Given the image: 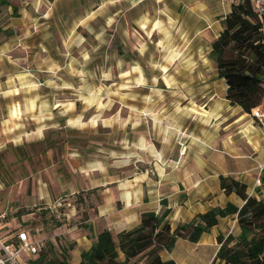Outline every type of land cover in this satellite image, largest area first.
<instances>
[{
	"label": "rangeland",
	"instance_id": "374dc122",
	"mask_svg": "<svg viewBox=\"0 0 264 264\" xmlns=\"http://www.w3.org/2000/svg\"><path fill=\"white\" fill-rule=\"evenodd\" d=\"M201 6L203 12H212L213 19L218 18L221 26L225 13L219 0H201ZM220 30L214 31L219 33ZM116 32L111 24L100 38L96 30L89 33L82 67L75 65L73 70H68L67 77L58 74L62 81L66 79V92L71 97L64 108L74 112V116L68 118V125H65V117L55 116L52 120L57 124L48 129L40 141H29L21 147L0 152L2 231L26 230L29 240H39V244L53 241L67 250L68 264H79L81 251L90 243L87 241L91 232L89 226L97 227L91 216H96V206L103 195L99 188L86 186V181L108 187L115 179L127 181L138 177L144 178V182H160L164 178L169 181L166 194L175 191L179 194L175 202L178 205L184 194L178 170L189 169L182 165L183 156L206 159L190 167L197 168L196 172L202 169L207 178L224 172L245 182L251 180L255 172L251 169L254 164L247 157L257 155L247 143L254 141L253 134L243 135L237 131L249 120L246 112L236 106L221 107L222 111L229 110L227 120L230 115L233 118L242 115L240 126L235 124L230 128L228 125L225 129L220 124L224 118H213L206 123L192 111L203 112L199 105L207 103L208 100H204L210 95L215 94L219 100L223 96L224 81L165 85L159 77L162 75L159 50L153 48L149 54H140L129 44L132 39L128 27H118ZM138 38L143 44V38ZM205 42L210 44L209 39H203ZM206 47L203 45V51ZM56 89L65 92L60 84ZM180 107L192 112V118L201 126L185 122V115L179 116ZM215 122L214 127H208ZM229 138L231 149L221 145L222 139ZM198 141L205 146L201 148ZM208 148L213 154L210 155ZM227 153L233 156L231 163L226 160ZM213 167L216 172L211 170ZM65 180L75 185L71 194L65 191L55 196L47 194L46 188L53 192L56 184ZM248 186L251 192V184ZM253 193L264 196L261 188ZM57 222L59 226L55 225ZM178 223L181 222L172 219L173 227ZM222 227L224 231L220 235L223 237L238 233L234 219ZM205 244L208 245L178 238L172 251H163L161 256L172 258L177 264H211L219 244L216 238ZM137 262L142 264L144 256ZM212 264L223 263L214 260Z\"/></svg>",
	"mask_w": 264,
	"mask_h": 264
},
{
	"label": "crops",
	"instance_id": "0c3cea01",
	"mask_svg": "<svg viewBox=\"0 0 264 264\" xmlns=\"http://www.w3.org/2000/svg\"><path fill=\"white\" fill-rule=\"evenodd\" d=\"M219 2L223 13H227L229 5ZM211 13L203 12L201 0H0V152L5 148L21 147L29 141H40L47 130L57 124L52 120L55 116L65 117V125H68V118L73 117L74 112L64 108L71 97L66 92V79L62 81L58 74L67 77L68 70H73L75 65L82 67L86 36L96 30L100 38L111 24L115 34L118 27L129 28L132 39L129 44L138 53L149 54L153 48L159 50L162 55V75L159 77L163 84H212V80L224 81L217 77L215 62L209 57L211 42L218 35L215 31L221 28L218 18L214 20ZM138 37L143 38V44L141 40L139 43ZM203 39H209L210 44L203 43ZM203 45H207L205 51ZM60 70L62 73H58ZM58 84L65 92H57ZM225 90L224 83L223 96L219 100L214 94L204 100H208L209 104L199 105L204 113L192 109L195 117L200 115L206 123L213 118H224L219 122L225 129L235 124L240 126L242 115L236 118L230 115V121L225 122L228 121L225 117L229 110L222 111L221 107H234L225 98ZM178 112L180 117L185 115V122H195L196 126H201L192 118V112H186L181 107ZM245 114L249 120L245 127L237 131L243 135L253 134L251 138L254 141L248 140L247 143L257 154L256 157L247 155L254 164L251 169L255 171L252 179L245 181L250 194L248 185L253 187L256 167L264 162V133L249 113ZM215 124H204V127L212 128ZM228 141H231L230 138L222 139L221 145L231 149ZM198 144L201 148L205 146L201 141ZM209 153L213 154L210 149ZM226 157L231 163L233 156L227 153ZM203 161L206 162V159L200 156H183L182 165H187L189 169L178 170L179 180L184 186L181 192L184 194H181L183 196L178 205L175 202L179 194L176 191L166 194L169 181L164 178L160 182H144V178L138 177L127 181L115 179L108 187L86 181V186L99 188L103 196L96 206V216H91L97 227L89 226L90 239L85 238L90 243L85 249L89 248L95 235L102 229L118 232L136 226L144 211L160 213L164 208H169L168 220L172 223V219L184 222L227 201L240 205L241 201L235 194L226 195L219 186L218 176L224 175V172L207 178L202 169L196 172L197 168L190 167ZM211 170L216 172L214 167ZM45 190L51 196L60 191L71 194L75 185L73 182L69 185L65 180L56 184L55 192L49 188ZM111 194L113 197H110ZM231 219L236 221L235 217L220 218L217 225L204 233L195 244L208 245L205 242L215 240L224 231L222 225Z\"/></svg>",
	"mask_w": 264,
	"mask_h": 264
},
{
	"label": "trees",
	"instance_id": "16d2710c",
	"mask_svg": "<svg viewBox=\"0 0 264 264\" xmlns=\"http://www.w3.org/2000/svg\"><path fill=\"white\" fill-rule=\"evenodd\" d=\"M221 27L209 57L215 62L217 77L226 85L225 98L249 113L264 101V11L257 12L250 0H240L229 5ZM218 180L222 191L235 194L240 205L227 201L174 227L168 220L171 209L144 211L139 223L130 229L115 233L100 230L89 248L81 251L79 264H139L141 256L142 264H177L172 258H162L161 252H171L178 238L197 243L222 217H235L238 233L217 235L219 246L213 261L264 264V196L249 194L247 184L235 177L220 174ZM261 180L258 188L264 190V175ZM26 264H68L67 250L46 241Z\"/></svg>",
	"mask_w": 264,
	"mask_h": 264
},
{
	"label": "built area",
	"instance_id": "2783aa9c",
	"mask_svg": "<svg viewBox=\"0 0 264 264\" xmlns=\"http://www.w3.org/2000/svg\"><path fill=\"white\" fill-rule=\"evenodd\" d=\"M225 4L237 3L240 0H220ZM253 8L261 13L264 11V0H250ZM255 124L264 133V101L253 107L249 112ZM264 175V162L259 163L256 167V176L251 193L257 187L262 186L261 177ZM29 234L26 230H17L12 233L2 231V224L0 222V264H26V260L39 247V240L30 241Z\"/></svg>",
	"mask_w": 264,
	"mask_h": 264
}]
</instances>
